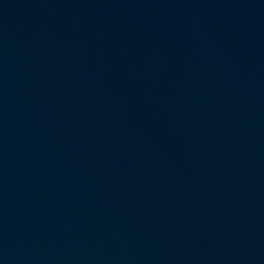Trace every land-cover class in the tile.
<instances>
[{
  "label": "water",
  "instance_id": "obj_1",
  "mask_svg": "<svg viewBox=\"0 0 264 264\" xmlns=\"http://www.w3.org/2000/svg\"><path fill=\"white\" fill-rule=\"evenodd\" d=\"M0 264H264V0H0Z\"/></svg>",
  "mask_w": 264,
  "mask_h": 264
}]
</instances>
